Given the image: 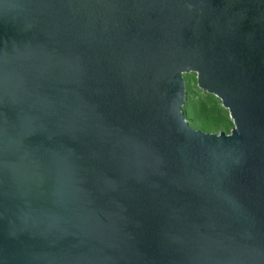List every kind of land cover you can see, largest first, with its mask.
Returning <instances> with one entry per match:
<instances>
[{"label": "water", "instance_id": "95a60500", "mask_svg": "<svg viewBox=\"0 0 264 264\" xmlns=\"http://www.w3.org/2000/svg\"><path fill=\"white\" fill-rule=\"evenodd\" d=\"M0 264H264V0H0Z\"/></svg>", "mask_w": 264, "mask_h": 264}, {"label": "trees", "instance_id": "16d2710c", "mask_svg": "<svg viewBox=\"0 0 264 264\" xmlns=\"http://www.w3.org/2000/svg\"><path fill=\"white\" fill-rule=\"evenodd\" d=\"M184 78L186 84V98L182 106L184 118L187 117V110L194 109L201 118L200 129L227 133L231 128V123L226 110L219 105V100L209 93H200L194 99L192 97L194 92L189 89V76L186 75Z\"/></svg>", "mask_w": 264, "mask_h": 264}, {"label": "rangeland", "instance_id": "374dc122", "mask_svg": "<svg viewBox=\"0 0 264 264\" xmlns=\"http://www.w3.org/2000/svg\"><path fill=\"white\" fill-rule=\"evenodd\" d=\"M188 75L189 76V89H191L194 93L192 95V97L195 99L196 97H198V95H200V93H205L204 91H202L201 89H199L196 84H195V74L194 73H186L183 74V79L185 80V76ZM186 85V84H185ZM220 105V103H219ZM221 106V105H220ZM222 107V106H221ZM223 108V107H222ZM224 109V108H223ZM227 113V111H226ZM228 117V115H227ZM186 121L188 122V125L194 129H200V124H201V118L199 116V113H197L196 110L194 109H189L187 110V117L185 118ZM229 119V118H228ZM230 120V119H229ZM231 123V121H230ZM202 130V129H200ZM204 131V130H203ZM207 132H214L217 133L218 131H207Z\"/></svg>", "mask_w": 264, "mask_h": 264}]
</instances>
